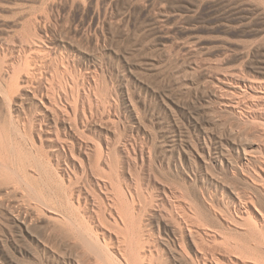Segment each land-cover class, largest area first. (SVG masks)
<instances>
[{
    "label": "rangeland",
    "instance_id": "rangeland-1",
    "mask_svg": "<svg viewBox=\"0 0 264 264\" xmlns=\"http://www.w3.org/2000/svg\"><path fill=\"white\" fill-rule=\"evenodd\" d=\"M263 108L264 0H0V264H101L36 203L58 208L83 187L137 192L152 264H202L189 240L186 259L172 251L165 191L219 264H264ZM108 224L117 252L132 232Z\"/></svg>",
    "mask_w": 264,
    "mask_h": 264
},
{
    "label": "bare ground",
    "instance_id": "bare-ground-1",
    "mask_svg": "<svg viewBox=\"0 0 264 264\" xmlns=\"http://www.w3.org/2000/svg\"><path fill=\"white\" fill-rule=\"evenodd\" d=\"M42 40V39H41ZM40 40V41H41ZM43 52V51H42ZM47 52V51H46ZM45 53V52H44ZM50 53V52H49ZM48 54V53H47ZM19 55V54H18ZM18 57V56H17ZM21 58V57H20ZM62 59V58H61ZM21 60V59H20ZM35 60V59H34ZM19 61V60H18ZM28 61V60H26ZM25 61V62H26ZM41 61V59H40ZM43 61V60H42ZM62 61V60H61ZM35 62V61H34ZM44 62V61H43ZM19 63V62H18ZM14 63H12V67ZM21 64H22V61H21ZM30 64V63H29ZM37 64V63H35ZM41 64V63H40ZM63 64V62L61 63ZM17 65V64H16ZM20 65V63H19ZM28 65V64H26ZM34 65V64H33ZM38 65V64H37ZM44 65V63H43ZM22 67V65H20ZM42 66V64H41ZM23 67H26L25 64ZM28 67V66H27ZM26 67V68H27ZM44 67V66H43ZM15 68V67H14ZM12 68L15 72V69ZM30 68V67H28ZM11 69V68H10ZM11 69V70H12ZM16 69H18V67H16ZM23 69V68H22ZM32 69V68H31ZM30 69V70H31ZM64 69V68H63ZM27 70V69H25ZM42 70V69H41ZM40 70V71H41ZM67 70V69H66ZM70 70V69H69ZM23 71V70H22ZM21 71V72H22ZM29 71V69L27 70ZM26 71V72H27ZM60 71V70H59ZM64 71V70H63ZM72 71V70H71ZM12 72V73H13ZM43 72V71H42ZM67 72V71H65ZM64 72V74H65ZM73 72V71H72ZM7 73V72H6ZM11 73V72H10ZM13 73V75H14ZM19 74V70L17 72ZM29 73V72H28ZM32 73V72H31ZM71 73V72H70ZM69 73V74H70ZM9 74V73H8ZM69 74H66V75H69ZM13 75H10L11 77ZM62 75H63V72H62ZM21 76V75H20ZM41 76V75H40ZM65 76V75H64ZM72 76V75H71ZM15 78L16 77V74L14 75ZM45 77V76H44ZM63 77V76H62ZM41 78V77H40ZM43 78V76H42ZM77 78V77H76ZM14 79V78H13ZM20 79V78H19ZM31 79V78H30ZM35 79V78H33ZM32 79V80H33ZM45 79V78H44ZM43 79V80H44ZM60 79V78H59ZM15 80V79H14ZM17 80V79H16ZM21 80V79H20ZM28 80V79H27ZM39 80V79H38ZM54 80V79H53ZM52 81V79H51ZM50 81V82H51ZM60 82V80H58ZM21 82V81H20ZM38 82V81H37ZM47 82V81H46ZM49 82V81H48ZM49 82V83H50ZM68 82V81H67ZM76 82V81H75ZM14 83V82H13ZM12 83V84H13ZM26 83V82H25ZM53 83V82H52ZM63 83V82H62ZM66 83V82H65ZM43 84V83H42ZM60 84V83H59ZM81 84V83H80ZM11 85V83L9 84V86ZM20 85V84H19ZM19 85H17L18 89H19ZM39 85H40V82H39ZM78 85V84H77ZM56 86V85H55ZM70 86V85H69ZM17 87L15 86L16 90H17ZM57 87V86H56ZM63 87V86H61ZM78 87V86H76ZM80 87V86H79ZM92 87V86H91ZM5 88V87H4ZM8 88V86H7ZM6 88V89H7ZM14 88V87H13ZM70 88V87H69ZM85 88V87H84ZM89 88V87H88ZM6 89L4 90H1V94L3 95V97L5 98V100L9 103L11 101V97L8 93V91H6ZM21 89V88H20ZM52 89V87H51ZM72 89H73V86H72ZM77 89V88H76ZM88 90V89H87ZM90 90V89H89ZM35 91V90H34ZM71 91V90H70ZM81 91V90H80ZM20 92V91H19ZM36 92V93H35ZM33 93V96L37 94V91H35ZM41 92V91H40ZM40 92H38L40 94ZM59 92V91H58ZM63 92V91H62ZM67 92V91H66ZM78 92V91H77ZM76 92V93H77ZM16 93V92H15ZM32 93V92H31ZM55 93V92H54ZM46 94H50L49 91L47 90V93L45 92V96ZM66 94V93H65ZM75 94V93H74ZM91 94V93H90ZM53 95V94H52ZM52 95H50V98L52 97ZM56 95V94H55ZM73 95V94H72ZM78 95V94H76ZM88 95V93H87ZM32 96V97H33ZM43 96V94H42ZM59 96V95H58ZM2 97V98H3ZM27 97V96H26ZM35 97V96H34ZM37 97V96H36ZM35 97V98H36ZM39 97V96H38ZM65 97V95H64ZM73 97V96H71ZM86 97V96H85ZM91 97V96H90ZM31 98V97H30ZM49 98V96H48ZM63 98V97H62ZM61 98V99H62ZM70 98V97H69ZM75 97H73L72 99H74ZM57 98H53V100ZM68 100V98H66ZM88 99V98H87ZM261 99V98H260ZM23 100V99H22ZM51 100V99H49ZM55 100V101H56ZM262 100V99H261ZM2 101V100H1ZM5 101V102H6ZM24 101V100H23ZM42 101V100H40ZM44 101V100H43ZM54 101V102H55ZM59 101V100H58ZM4 102V103H5ZM48 102V100H47ZM52 102V101H51ZM51 102H50V105H51ZM70 102V101H69ZM91 102V100H90ZM45 103V102H44ZM56 103V102H55ZM89 103V102H88ZM103 103V102H102ZM105 103V102H104ZM37 104V103H36ZM49 104V103H47ZM47 104L45 106H47ZM54 104V103H53ZM69 104V103H68ZM74 104V103H73ZM8 105V104H7ZM6 105V106H7ZM59 105V104H58ZM70 105V104H69ZM72 105V104H71ZM91 105V104H89ZM37 106V105H36ZM35 106V107H36ZM43 106V105H42ZM54 106H57L54 105ZM52 106V107H54ZM34 107V108H35ZM44 107V106H43ZM51 107V106H50ZM92 107V105H91ZM67 108V107H66ZM7 109V108H6ZM47 109V108H46ZM50 109V108H49ZM52 110L55 109L54 108H51ZM60 109V108H59ZM264 109V108H263ZM9 110V108H8ZM48 110V109H47ZM51 110V111H52ZM63 110V108H62ZM82 110V109H81ZM36 111V109H35ZM40 110H38L39 112ZM49 111V110H48ZM61 111V110H60ZM261 111V110H260ZM43 112V111H42ZM53 112V116L55 118L53 119H56L57 114L58 112H56V109L55 111H52ZM70 112V111H69ZM84 112V110H83ZM41 113V111H40ZM39 113V114H40ZM65 113V111H64ZM80 113V112H79ZM85 113V112H84ZM83 113V114H84ZM90 113V112H89ZM92 113V112H91ZM43 114V113H42ZM46 114H48L46 112ZM57 114V115H56ZM71 114V113H69ZM41 115V114H40ZM66 115V113H65ZM86 115V114H85ZM46 116V115H45ZM47 116H50V115H47ZM61 116V115H60ZM59 116V117H60ZM69 116V115H68ZM74 116V115H73ZM80 116V115H79ZM92 116V115H91ZM90 116V117H91ZM42 117V116H41ZM58 117V118H59ZM62 117V116H61ZM61 117L59 119H61ZM65 116H63V121H65L66 123L69 124V126L71 128L74 129V124H75V120H72V115H71V118L69 117L68 119H65L64 118ZM43 118V117H42ZM86 118V117H85ZM15 119V118H14ZM41 119V118H40ZM50 119V118H49ZM52 119V117H51ZM65 119V120H64ZM18 120V119H17ZM16 120V121H17ZM30 120V119H29ZM42 120V119H41ZM47 120V117L46 119ZM57 120V119H56ZM44 121V120H43ZM54 121V120H53ZM84 121V120H83ZM23 122V121H21ZM27 122V121H26ZM58 122V120L56 121ZM44 123V122H43ZM48 123V122H47ZM62 123V122H61ZM19 124V123H18ZM25 124V123H24ZM28 124V123H26ZM25 124V125H26ZM41 124H42V121H41ZM46 124V123H45ZM53 124V123H52ZM55 124V123H54ZM31 127L32 125L34 124H30ZM77 125V124H76ZM75 125V126H76ZM27 126V125H26ZM42 126V125H41ZM39 125V128L41 127ZM51 126V125H50ZM56 126V125H55ZM67 126V124H66ZM60 127V126H59ZM69 127V128H70ZM77 127V126H76ZM18 128V127H17ZM28 128V127H27ZM56 128V127H55ZM29 130V129H28ZM27 130V131H28ZM50 130V129H49ZM68 130V129H67ZM72 130V129H71ZM66 131V130H65ZM69 131V130H68ZM71 133V132H70ZM68 134V133H67ZM31 138V137H30ZM9 145V144H8ZM65 145V144H64ZM33 146V145H32ZM10 147V146H9ZM58 149V148H56ZM208 149V148H207ZM10 150V149H9ZM209 150V149H208ZM72 153H73V149L70 150ZM55 152V151H54ZM109 152V151H108ZM104 153V152H103ZM101 153V154H103ZM17 155V154H16ZM57 155L58 152H57ZM56 155V157H57ZM101 157V155H100ZM7 158V157H6ZM19 158V157H18ZM22 158H24V156H22ZM98 158V157H97ZM20 159V158H19ZM58 157L56 158V161ZM4 160V159H3ZM21 160V159H20ZM34 160V159H33ZM60 160V159H59ZM68 160V159H67ZM49 161V160H48ZM62 161V160H61ZM60 161V162H61ZM97 161V160H96ZM99 161V160H98ZM221 161V160H220ZM64 162V161H63ZM107 162V161H106ZM105 162V163H106ZM64 164V163H63ZM61 164V165H63ZM26 165V164H25ZM44 165V164H43ZM45 166V165H44ZM0 167L2 168H6V166L3 164V163H0ZM26 167V166H25ZM60 167V166H59ZM100 167V166H98ZM42 168V167H41ZM91 168V167H90ZM252 168V167H251ZM3 169V170H4ZM59 169V168H58ZM1 170V171H3ZM6 170V169H5ZM4 170V171H5ZM86 170V169H84ZM255 170V169H254ZM3 171V172H4ZM103 171V170H102ZM6 172V171H5ZM82 172V171H81ZM21 173V172H20ZM86 173V171H85ZM25 174V172H24ZM60 174V173H59ZM72 175V174H71ZM254 175V174H253ZM8 176V175H6ZM19 176V174H18ZM23 176V174H22ZM41 176V175H40ZM80 176V175H79ZM87 176V175H86ZM5 177V175L3 176ZM25 177V176H24ZM27 177V176H26ZM25 177V178H26ZM43 177V176H42ZM72 176H70L71 178ZM68 178V182H69V187L72 186L73 184H77L75 183V180L77 182L78 179H70ZM75 178V177H74ZM7 179V178H6ZM18 179V178H17ZM16 179V180H17ZM28 179V178H27ZM20 180L22 182H24L26 184V186L28 188L31 189V187L29 186V184H27V182H25L24 178H20ZM82 180V179H81ZM86 180V179H85ZM105 180V179H104ZM130 181V180H129ZM18 182V181H17ZM16 182V183H17ZM60 182V181H59ZM83 183V182H82ZM88 183V182H87ZM23 184V183H22ZM81 184V183H79ZM117 184V183H116ZM130 184V183H129ZM60 185V184H59ZM62 185V184H61ZM89 185V184H88ZM109 184L108 183H102L100 184L99 182L96 183L95 186L98 187L97 190H99L100 192L104 191V192H107L109 190V187L110 185L108 186ZM21 186V185H20ZM49 186V185H48ZM123 186V185H122ZM42 187V186H41ZM50 187V186H49ZM77 187V186H76ZM112 187V186H111ZM124 187V186H123ZM71 188V187H70ZM114 188V187H113ZM113 188H111L112 190H114ZM120 188V187H118ZM34 189V188H33ZM49 189V188H48ZM74 189V188H73ZM83 189L85 191L82 190V188H78L77 190H75L74 192H72L73 190H71L70 194L63 200V201H58L56 204H57V207L58 208H54L53 206L51 207L49 205V203L47 202L46 199H44V197H42L39 193V197L36 198L37 202L40 206L42 207H46L48 208L50 211L54 212L55 216H53V220H55V222L57 223H60V224H64L65 226H67V228H69L70 230L73 231V235H74V238L80 242V244L84 247V255H90V256H93L96 261H98L99 263L101 264H145V260H147L146 258H143L145 257V252L147 253V255H149L148 257V260H147V264H152V260H153V249L156 248V245L155 244V236H154V233L151 232L150 230H147V234L144 235V231L146 229H144L145 227L147 228L150 224L149 223H146V225L144 226L143 223L141 221L138 222V226H137V222L135 220V212H134V202L135 200L137 199V192H131L129 191L128 192V195L122 191L120 189V191L118 193H112L113 195H104V198H102L101 196H99L97 193H96V190L94 188H91L89 190H86L84 187ZM54 190V189H53ZM65 190V189H64ZM67 190V189H66ZM124 190V189H123ZM129 190V189H128ZM170 190V189H169ZM178 190V189H177ZM35 191V189H34ZM42 191V190H41ZM44 191V190H43ZM46 191V190H45ZM98 191V192H99ZM117 191V190H116ZM114 190V192H116ZM181 191V190H180ZM235 191V189H234ZM37 192V190H36ZM35 192V193H36ZM39 192V191H38ZM37 192V193H38ZM50 192V191H49ZM176 192V191H175ZM68 193V192H67ZM109 193V192H108ZM238 193V192H237ZM236 193V195H238ZM51 194V193H50ZM106 194V193H105ZM33 195V194H32ZM44 195V194H43ZM63 195V194H62ZM161 195V194H160ZM181 195V194H180ZM179 196H176L174 192H170V193H166V191L164 192L163 194V197L160 199L159 202H155V206L159 208V206H162L164 207L165 206V202L169 201L170 202V207L167 210V215L169 217V219L171 220L172 222V228H170L169 230V234L171 236V241H172V251H174L175 254H177V256H180V257H186L188 256L187 255V252H186V241H190L191 244L193 245L194 247V254H195V258L194 260L196 261H201L202 264H207V262H209L210 264H219V261L218 260L220 259H217L214 251H212V249H208L203 245L205 243H203V240H201V237H203L204 235L207 236L206 234L207 233H204L203 231H201V228H200V225L197 223H195L194 219L190 216L189 212L187 211L188 208H186V203L184 201H181L182 202H177V200H179ZM240 195V194H239ZM246 195V194H245ZM46 196V195H45ZM49 196V195H48ZM51 198V197H50ZM49 198V199H50ZM54 198V197H53ZM182 198V196L180 197ZM238 198V197H237ZM52 199V198H51ZM197 199V198H195ZM31 200V199H30ZM240 200V199H239ZM193 201V200H192ZM264 201V200H263ZM261 202V201H260ZM256 203V201H255ZM37 204V205H38ZM209 204V202L207 203ZM234 204V203H233ZM241 204V203H240ZM245 204V202H244ZM249 204V203H247ZM246 204V205H247ZM36 205V207H37ZM141 205V204H140ZM169 206V205H168ZM211 206V205H210ZM30 207V206H29ZM136 207V206H135ZM227 207V206H226ZM243 207V206H241ZM34 208V207H33ZM40 208V207H39ZM141 208L143 210H146V207L145 205H141ZM210 208V207H209ZM235 208V207H234ZM247 208V207H246ZM165 209V208H164ZM213 209V208H212ZM243 209V208H242ZM38 210V209H37ZM41 210V209H40ZM46 210V209H45ZM153 210V209H152ZM32 211V210H31ZM127 211H131L130 213L127 212ZM155 211H158L155 210ZM213 211V210H212ZM245 211V210H244ZM258 211L260 213V216L262 219H264V209H262L261 207L258 208ZM208 212V211H207ZM37 213V211H36ZM43 213V212H42ZM41 214V213H40ZM158 214V213H157ZM162 214V213H161ZM236 214V213H235ZM18 215V214H17ZM37 215V214H36ZM151 215V214H150ZM154 215V214H152ZM230 215V214H229ZM248 215H250V213H248ZM33 216V215H32ZM77 216V217H76ZM160 216V215H159ZM17 217H21V216H17ZM24 217H27V216H24ZM23 217V218H24ZM142 217V216H141ZM250 217V216H249ZM239 218V217H238ZM25 219V218H24ZM143 220V219H142ZM148 220V219H147ZM146 220V221H147ZM151 220V219H150ZM251 220V219H250ZM112 222V224L119 228L121 227L122 225L125 227V228H128L131 232H132V235H129V241L127 243H125V245L121 246L119 249H116L117 252H113L111 251V249L109 248V245H110V241H111V237H110V234L109 236L107 237L105 234L106 232L104 231V229L109 225L108 223L109 222ZM254 221V220H253ZM136 222V223H135ZM249 223V222H248ZM254 223V222H252ZM54 224V223H53ZM201 225H205V224H201ZM252 225V224H251ZM122 226V227H123ZM158 226V225H156ZM257 225H255L256 227ZM137 227V228H136ZM19 228V227H18ZM149 228V227H148ZM200 228V229H199ZM213 228V227H212ZM100 229V230H99ZM136 229H137V233H136ZM151 229V228H150ZM154 229V228H153ZM152 229V230H153ZM203 229V228H202ZM213 230V229H212ZM258 230V229H257ZM149 231V232H148ZM156 231V230H155ZM210 231V230H209ZM159 232V231H158ZM207 232V231H206ZM126 233V232H125ZM138 234V237L136 236ZM114 235V234H113ZM140 235V236H139ZM156 235V234H155ZM116 236V235H115ZM209 236V235H208ZM211 236V235H210ZM215 236V235H214ZM137 237V238H136ZM114 238V237H113ZM120 238V237H119ZM119 238H116L115 242L118 244H120V239ZM204 239V238H203ZM214 239V238H213ZM125 240V239H124ZM158 241V239L156 240ZM170 241V242H171ZM214 241V240H213ZM126 242V241H125ZM123 244V243H122ZM171 244V243H170ZM114 245V244H113ZM116 245V244H115ZM119 246V245H118ZM209 246V245H208ZM191 247V246H190ZM158 248V247H157ZM163 249V248H162ZM161 249V250H162ZM164 251V250H163ZM155 253V252H154ZM157 254V253H156ZM164 254V253H163ZM192 256V255H191ZM89 257V256H88ZM193 258V257H192ZM92 260V258H91ZM174 261V260H173ZM90 262V261H88ZM231 262V261H230ZM221 263V262H220ZM224 263V262H223ZM79 264V263H77ZM95 264V262L93 263ZM169 264V263H168Z\"/></svg>",
    "mask_w": 264,
    "mask_h": 264
}]
</instances>
